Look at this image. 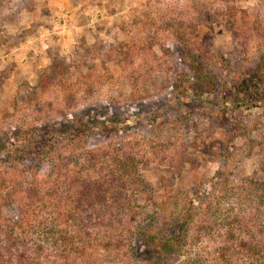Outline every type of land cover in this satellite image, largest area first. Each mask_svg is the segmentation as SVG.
Segmentation results:
<instances>
[{
    "label": "rangeland",
    "instance_id": "obj_1",
    "mask_svg": "<svg viewBox=\"0 0 264 264\" xmlns=\"http://www.w3.org/2000/svg\"><path fill=\"white\" fill-rule=\"evenodd\" d=\"M263 54L264 0H0V200L12 203L1 209L3 231L42 264H135L132 249L139 264H177L172 241L129 238L139 217L82 233L70 217L65 180L118 168L125 154L136 214L174 218L192 203L185 255L211 259L228 244L222 224L261 220ZM57 60L67 70L49 82ZM199 66L216 78L211 93L200 92ZM82 125L89 131L52 165L22 160L28 136ZM31 186L39 197L24 207L29 228L13 200Z\"/></svg>",
    "mask_w": 264,
    "mask_h": 264
},
{
    "label": "trees",
    "instance_id": "obj_2",
    "mask_svg": "<svg viewBox=\"0 0 264 264\" xmlns=\"http://www.w3.org/2000/svg\"><path fill=\"white\" fill-rule=\"evenodd\" d=\"M179 39H184L180 36ZM257 77L260 79V83H264V54L260 57L257 62ZM196 64V63H195ZM52 73L49 75V82L51 79L54 80L56 74L55 71H62L63 73L67 70V67L60 62L54 61L52 65ZM197 80L204 82V89H200V92L211 93L215 88V76L208 74V71L202 66L195 69ZM203 88V87H201ZM207 89V90H206ZM228 92V91H227ZM238 99L243 103L249 102V97L239 96ZM255 106V105H254ZM257 107V106H255ZM91 126L95 129L99 124L92 123ZM86 125L80 127H74L71 130H53L47 132L41 130L36 132V135H30L26 138L25 142L30 143V150L25 152L22 160L32 158L37 161L45 162L46 167L52 165L55 159V153L61 152V149L69 144H72L85 136L89 131ZM91 129V130H93ZM95 131V130H94ZM67 133V134H65ZM236 134V132H235ZM240 134V133H239ZM34 136V138H33ZM49 138H48V137ZM38 138L35 140V138ZM235 135L231 139L233 141ZM68 144V145H69ZM20 156V155H19ZM98 156V155H97ZM102 160L103 156L100 154L98 157L91 156V159ZM118 161V168L111 167L103 169L95 174L94 177L85 178L82 176L80 171L74 172L73 176L69 180H65L64 185L66 192L71 195L74 210L70 217L74 220L78 232H85L90 226H96L98 229L102 228H113L115 226H124L127 222L134 225L137 218L141 220L139 224H136V228L128 229L129 238L135 243L140 240L154 241L158 239L163 241V245L171 243V247L174 250V254L180 259L177 264H264V196H261V206L263 207L262 216L253 225H250L247 220L240 216H234L232 220L226 224H222L223 220L220 221L222 227L224 225L230 226L224 231V239L228 244H224L221 248H218L215 256L211 259L191 257L189 258L186 252V240L189 237L191 229V209L192 203L188 204V207L183 210L178 217L169 218L160 217L161 215L156 212V221L151 219L150 221L142 220L140 214H136V208L131 206L125 194L128 192V187L131 183L128 177L133 178L134 168L130 167L129 161H133L127 155H121L113 161ZM92 162V160H89ZM94 166V164H92ZM59 168V167H58ZM102 169V168H101ZM65 168L59 170L58 174L65 173ZM260 191H264L262 188ZM39 190L34 186L28 187L20 192L18 197L14 198V203L20 210L19 213L25 215L23 220L27 226L32 227L35 222L32 220L30 215L26 216L30 208L28 206L33 204L35 198L38 199ZM41 197V196H40ZM10 200H0V264H42L40 259L34 260L30 255V252L18 246L13 240L12 229L9 233L4 232L1 223L2 214L1 209L9 204ZM25 207V208H24ZM138 215V216H137ZM129 217L130 219H127ZM163 218V220L161 219ZM178 218V219H175ZM159 226V227H157ZM57 229L52 226L43 231V236L40 241L37 242V248L40 251H45L48 247L50 239L54 234L57 233ZM57 239H61V234ZM138 245V243H136ZM16 247L20 250H16ZM138 251L132 249V257L135 264H139L136 261ZM186 254V255H185Z\"/></svg>",
    "mask_w": 264,
    "mask_h": 264
}]
</instances>
